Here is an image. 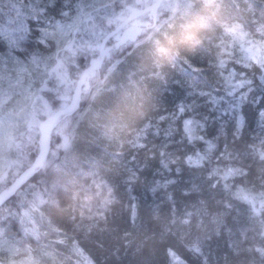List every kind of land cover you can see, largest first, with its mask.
<instances>
[{"label":"rangeland","instance_id":"rangeland-1","mask_svg":"<svg viewBox=\"0 0 264 264\" xmlns=\"http://www.w3.org/2000/svg\"><path fill=\"white\" fill-rule=\"evenodd\" d=\"M117 1L122 7L120 23L133 8L153 3V0L147 4L144 0H0V192L10 188L24 171L23 165L28 168L38 158L40 124L69 104L53 111L43 100V92L53 90L58 98L74 95L78 80L69 84L63 74L70 77L67 58L73 59L83 48L82 25L91 14ZM197 11L204 13V20ZM148 20V16L142 18ZM152 24L137 40L119 48L116 39L108 43L110 53L103 67L89 79L90 90L83 92L76 112L58 121L52 147L58 143L55 147L62 154L70 149V134L82 122V115L94 110L91 102L110 85L109 78L121 71L123 60L133 47L161 45V39L176 26L183 30L186 26L189 29L211 26L208 31L216 30L217 36L207 38L210 51H205L208 56L201 60V68L185 60L179 50L165 55L157 51L158 59L175 64L176 73L170 76L173 79L170 84L167 82L168 86L164 83L163 90L160 88L158 104L152 105V116L144 126L127 135L128 147L150 146L148 152H161L159 157L168 161L171 171L177 167L176 172L161 175V183H173L184 164L204 168L214 185L225 188L249 207L264 231V0H166ZM100 34L97 31L84 48L96 59L102 56L105 36ZM190 50L198 54L206 49L191 43L187 50L191 55ZM71 62L75 69L76 60ZM207 70L211 71V82L202 75ZM48 81L64 87L53 89ZM132 97L130 100L135 103L142 101L137 93ZM153 113L160 116L154 117ZM247 115L254 124V137L246 148L251 163L244 162L236 150L226 146L227 136L232 139L241 136ZM24 141L30 146L35 143V157L30 163L23 153ZM256 163L260 165L258 175L249 176ZM47 193L49 184L44 177L39 183L23 187L15 196L13 208L0 213V264H95L76 243L66 244V240L55 237L56 232L50 233L54 229L50 228L43 209L48 203ZM187 217L188 214L183 219L187 221ZM257 244L264 257V235ZM169 254L170 264H187L175 251L170 250Z\"/></svg>","mask_w":264,"mask_h":264},{"label":"trees","instance_id":"trees-1","mask_svg":"<svg viewBox=\"0 0 264 264\" xmlns=\"http://www.w3.org/2000/svg\"><path fill=\"white\" fill-rule=\"evenodd\" d=\"M119 2L94 12L82 25L83 48L73 59L67 58L70 77L63 74L69 84L79 80L89 60L96 59L84 49L95 33L100 30V35L106 36L121 24ZM197 12L204 20V13ZM210 27L186 26L183 30L176 26L161 39V45L133 47L123 60L121 71L109 78L110 85L91 102L94 110L82 115V122L70 134V149L62 154L55 147L58 143L54 144L50 165L46 163L25 185L26 188L46 177L49 193L43 209L54 229L50 233L56 232L55 237L66 240V244L76 243L95 264H170V250L187 264H264L257 249L264 231L245 203L214 185L204 168L184 164L173 183H161V177L177 167L171 171L168 161L159 157L161 152H148L150 146L128 147L127 135L144 126L152 116L160 88L163 90L164 83L170 84V76L176 73L175 64L158 59L157 51L165 55L179 50L185 60L201 68V60L208 56L205 51H210L207 38L217 36L216 30L208 31ZM191 43L206 50L198 54L190 50V55L187 50ZM72 60H76L75 69ZM210 73L207 70L202 75L211 82ZM48 85L53 89L64 87L55 81H48ZM136 93L142 99L140 103L130 100ZM43 96L53 111L72 99L71 95L58 98L53 90L44 91ZM251 119L247 115V125L238 139H226V146L236 150L246 163L252 162L246 149L254 137ZM34 144L24 141L23 153L29 163L35 157ZM58 158L61 160L54 164ZM256 164L248 165L249 176L258 175L260 165ZM27 166L23 165L22 170ZM15 199L0 213L13 208ZM187 214L185 221L183 216Z\"/></svg>","mask_w":264,"mask_h":264},{"label":"water","instance_id":"water-1","mask_svg":"<svg viewBox=\"0 0 264 264\" xmlns=\"http://www.w3.org/2000/svg\"><path fill=\"white\" fill-rule=\"evenodd\" d=\"M146 4L148 0H145ZM165 0H153L151 5H146L144 8L135 7L131 10L128 17L115 29L110 31L103 39L101 44V58L92 61L90 66H88L80 76L78 84L74 95L66 107L58 110L55 114L51 115L45 119L39 126V131L41 135V152L38 158L26 168L12 183L10 188L0 192V210L5 207V205L10 202L17 193L25 187L36 174L45 166L51 151H52V139L53 131L58 123V121L65 115L73 113L80 102L83 92L90 90L89 79L94 77L99 71L110 53V49L107 48L108 43L112 39L119 41L118 48L129 41L137 40L145 30L150 29L153 24L152 22L157 21L159 10L161 9ZM148 15V21H142L141 18ZM130 25L132 27L126 31L123 36L120 33L128 28Z\"/></svg>","mask_w":264,"mask_h":264},{"label":"flooded vegetation","instance_id":"flooded-vegetation-1","mask_svg":"<svg viewBox=\"0 0 264 264\" xmlns=\"http://www.w3.org/2000/svg\"><path fill=\"white\" fill-rule=\"evenodd\" d=\"M144 1H145V0H144ZM148 1H149V0H148ZM148 1H147V3H148ZM165 1H166V0H165ZM165 1H164V2H165ZM145 3H146V1H145ZM163 4H164V3H163ZM146 16H148V15H146ZM146 16H144V17H146ZM144 17H143V18H144ZM141 20H142V18H141ZM130 26H131V25H130ZM93 61H94V60H93ZM91 62H92V61H91Z\"/></svg>","mask_w":264,"mask_h":264}]
</instances>
